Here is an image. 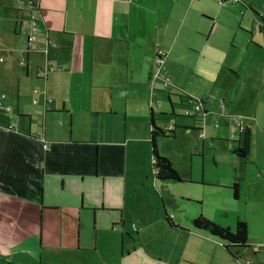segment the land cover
<instances>
[{
  "label": "crops",
  "instance_id": "crops-1",
  "mask_svg": "<svg viewBox=\"0 0 264 264\" xmlns=\"http://www.w3.org/2000/svg\"><path fill=\"white\" fill-rule=\"evenodd\" d=\"M17 1L18 13L3 9L7 5L14 9ZM200 1L0 0V54L5 56H0L5 59L0 63V264H43L44 250L54 240L66 241L61 244L71 249L65 255L79 254L76 218L82 219L76 210L82 208L93 212L96 219L100 216L101 226L108 224L124 231L131 224L138 237L136 248L142 239L161 238L168 232L173 237L187 236L186 246L191 238L213 243L226 255V264H237L216 239L193 229L190 217L203 213V208L197 203H185L182 209L171 204L170 195L175 196L170 183L161 192L152 169V118L157 126L173 128L179 123L175 106L192 107L186 96L192 95L182 89L177 74L188 73L191 66L187 59H195L194 55L205 59L203 50L195 49L209 40L207 26H203L206 20L211 21L205 15L212 14L199 8ZM29 3L34 5L32 10L26 8ZM243 4L258 17L251 3ZM27 11L32 21L39 16L36 32ZM24 29L29 31L27 39L36 37L37 51L33 53H27V39L17 40ZM25 46L22 56L25 53L26 75L29 68L28 79L34 78L31 82L16 63L17 49ZM160 53H165V63L161 76L155 78L153 70ZM30 59H45V67L54 70L41 79L37 73L44 62ZM249 65L259 67L252 62ZM33 86L39 88L36 103L32 100ZM170 117L172 123H166ZM226 117L220 124L229 126L232 121ZM252 120H246L247 127L239 130V145L248 128L251 137L249 156L240 159L243 163L254 161L250 157L255 152ZM186 125L190 128L191 124ZM44 143L49 144L48 150H44ZM149 164L162 211L156 204L157 195L149 204L153 209L141 206L145 203L139 196L143 184L136 180L131 182L138 183L129 184L124 178L130 165L136 171ZM238 185L235 199L242 197V185ZM245 189L248 204L254 198ZM167 204L184 216L191 206L194 212L186 219L172 215L174 224L169 225L165 220ZM230 214L236 222L241 220L239 211L224 208L205 213L218 220ZM160 223L165 230L158 232ZM192 240L196 243L197 239ZM184 255L176 258L171 253L170 263L181 264ZM239 256L240 261L247 259L243 264H264V250L252 243ZM192 257L186 259L188 264L197 260Z\"/></svg>",
  "mask_w": 264,
  "mask_h": 264
},
{
  "label": "rangeland",
  "instance_id": "rangeland-1",
  "mask_svg": "<svg viewBox=\"0 0 264 264\" xmlns=\"http://www.w3.org/2000/svg\"><path fill=\"white\" fill-rule=\"evenodd\" d=\"M242 1L246 4L251 3L253 10L258 12V17L251 9L245 7L243 2L236 0L200 1L199 8L212 14L205 15L211 21L206 20L203 26L204 29L207 26L209 40L206 43L203 41L201 47L195 49L197 52L203 50L205 59L195 55V59H187L191 68L186 70L188 73L184 76L178 72L177 80L185 92L204 102L209 114L204 123L199 125V122L187 116L186 112L189 109L187 105L177 104L175 113L179 115L177 118L179 127L176 136L160 137L158 149L161 155L170 159L182 178L180 182H169L171 194L178 199V209L187 206L183 198H188L201 204L205 217H207L205 213H215L219 208L239 211L241 216L238 218L248 222L252 245L264 250V175L259 176L264 174V23L260 18L264 16V0ZM16 5L14 9L11 5L3 9L7 13L11 11L18 13L20 5L18 1ZM25 13L31 24L30 12ZM259 25L263 27L261 32ZM27 33L29 31L25 29L24 32H19L17 40L26 42ZM36 49H32L31 53L37 51ZM23 51L26 52V46L25 49H17V67L23 73V77L31 82L34 78L28 79L29 68L26 75V59L25 64L21 65L25 58V53L22 56ZM42 61L44 63L40 67L45 68V59H30V62L34 63ZM251 62L259 64V67L251 68L249 65ZM0 63L3 64L1 60ZM37 76L44 79L38 73ZM32 88V100H38L39 88L36 86ZM222 115L230 117L232 122L229 126L217 123ZM166 119V123H172V117ZM248 119L249 121L254 119L251 121V128L255 152L250 155L254 161L243 163L234 153V149L239 146L237 141L239 128L236 121ZM186 124H191L190 128ZM197 128L205 131L207 137L205 143L200 139L201 131ZM244 137L245 132L242 134V138ZM150 165L148 168L139 167L136 171H132L134 167L130 165L124 178L130 182L129 184L138 182L143 184V187L139 188V196L145 203H141V206L148 208L157 195L156 204L162 211L161 199L158 198L154 186ZM132 180L138 182L132 183ZM235 182L242 185L241 199L234 197L232 185ZM245 188L249 189L254 198L248 204L244 198ZM255 189L260 192L256 193ZM227 194L230 195L229 199L226 198ZM153 208L149 206L147 211ZM193 208L194 206H191L184 216L185 214L178 213L177 209L166 205L167 212L180 219H186L194 212ZM78 212H81L82 219L80 221L76 218L78 229L75 238L79 239V254L65 255L71 249L61 244L66 241L54 240L44 250L41 261L43 264H84L86 261L88 264H172L171 253L178 258L184 252L181 264H188L186 259L191 256L197 259H193L195 261L190 262L191 264H226V255L220 248L216 249L215 244L199 238H191L186 246L187 236L173 237L167 232L161 238L157 235L142 239L136 248L134 240L138 237L131 224L128 223L124 231H121L108 224L101 226L98 223L100 216L96 219L93 212L83 208L80 211L76 210V213ZM77 216L79 215L76 214L75 217ZM233 217L235 218V215L230 214L220 220L207 218L235 231L236 219L233 220ZM184 219L183 222L188 224L189 222ZM78 221L83 223V226H80ZM162 229L165 230L162 223L156 226V231L160 232ZM192 239H197L196 243H193ZM245 260L247 259L243 257L237 264H243Z\"/></svg>",
  "mask_w": 264,
  "mask_h": 264
},
{
  "label": "trees",
  "instance_id": "trees-1",
  "mask_svg": "<svg viewBox=\"0 0 264 264\" xmlns=\"http://www.w3.org/2000/svg\"><path fill=\"white\" fill-rule=\"evenodd\" d=\"M239 2H243L242 0ZM261 20L264 23V16H260ZM30 50L27 48V53H29ZM42 70L41 67L38 68V72ZM187 96V101L189 105L193 106L195 104H200L201 109L198 112H195V115H188V117L193 118L196 122H199L201 124L204 123L206 116L209 114L208 110L204 108V102L201 99L195 98L193 96ZM166 115L165 113H163ZM227 117L222 115L221 119H226ZM220 123V119H218ZM245 121V127L246 120ZM196 127V126H194ZM176 126L174 124L173 128H167L166 126L160 127L157 126L154 122V118H152L151 121V130H150V147H151V161H152V169L155 181L161 184V192L165 191V186L169 182H180L182 181V178L179 174V172L173 167L172 162L170 159L166 156H163L160 154L158 149V140L160 137H175L176 136ZM198 130L202 131V128H197ZM201 139V138H200ZM202 140V139H201ZM204 142V140H202ZM251 149V137H250V131L249 128L246 129V134L244 137V140L242 142V145L240 144L238 147L234 149V153L239 156L242 159H247L250 153ZM232 188L234 190V196L237 197L239 193V185L237 182H235L232 185ZM185 203L192 202V204L201 205L198 201H192L183 199ZM173 204L174 206H179L178 199L173 198L170 195V199L168 200ZM172 215L166 214L165 220L168 222L169 225H173V219ZM192 227L195 230H200L203 232H206L209 236L216 239L221 245L229 252V254L233 257V260L235 262L240 261L239 253H241V250L243 248L250 247L251 245V239L249 238V228L245 221L238 220L236 222L235 231H232L230 228H225L224 226H221L211 220H209L207 217L203 215V213H199L198 216L192 219Z\"/></svg>",
  "mask_w": 264,
  "mask_h": 264
},
{
  "label": "built area",
  "instance_id": "built-area-1",
  "mask_svg": "<svg viewBox=\"0 0 264 264\" xmlns=\"http://www.w3.org/2000/svg\"><path fill=\"white\" fill-rule=\"evenodd\" d=\"M237 2L241 1V0H236ZM26 8L29 9V10H32L34 8V5L32 3H29L26 5ZM38 21H39V16H36L34 17L33 21H32V30L33 32H36L38 30ZM28 50H32V49H36V43H35V40H36V37L34 35H30L28 37ZM165 53H160L158 56H157V59H156V65L154 67V70H153V75L155 78L157 77H160L161 76V73L163 71V66H164V63H165V59H164V55ZM1 61H4V59H0ZM25 64V59H23L21 61V65H24ZM52 71L54 70L53 67L51 66H47L45 68H42V70H40L38 72L39 75L45 77V75H47V71ZM165 80V85H169V80L164 77L163 78ZM4 97V96H3ZM35 103L37 102V100L34 101ZM2 102L0 101V106H1ZM10 108H8L9 110ZM201 109V105L200 104H195L191 107V109H189L186 113L188 115H195V112H198L199 110ZM217 123L219 124V121L217 120ZM236 126L239 127L240 130H243L245 129V121H241V120H237L236 121ZM200 138L202 140H205L206 139V135H205V131L202 130L200 132ZM43 148L44 150H48L49 149V144L48 143H44L43 144ZM134 230H138V225L136 223H133L132 224ZM245 264H259V263H253L251 261H247Z\"/></svg>",
  "mask_w": 264,
  "mask_h": 264
},
{
  "label": "flooded vegetation",
  "instance_id": "flooded-vegetation-1",
  "mask_svg": "<svg viewBox=\"0 0 264 264\" xmlns=\"http://www.w3.org/2000/svg\"><path fill=\"white\" fill-rule=\"evenodd\" d=\"M262 26L261 25H259V28H261ZM239 128V127H238ZM240 130V129H239ZM241 131V130H240Z\"/></svg>",
  "mask_w": 264,
  "mask_h": 264
},
{
  "label": "water",
  "instance_id": "water-1",
  "mask_svg": "<svg viewBox=\"0 0 264 264\" xmlns=\"http://www.w3.org/2000/svg\"><path fill=\"white\" fill-rule=\"evenodd\" d=\"M173 112V111H172Z\"/></svg>",
  "mask_w": 264,
  "mask_h": 264
}]
</instances>
